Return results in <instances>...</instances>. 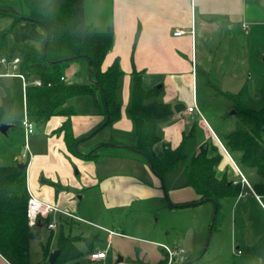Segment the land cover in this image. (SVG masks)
Returning a JSON list of instances; mask_svg holds the SVG:
<instances>
[{
	"label": "crops",
	"instance_id": "crops-1",
	"mask_svg": "<svg viewBox=\"0 0 264 264\" xmlns=\"http://www.w3.org/2000/svg\"><path fill=\"white\" fill-rule=\"evenodd\" d=\"M98 1L102 4L103 0ZM107 2L109 17L106 25L113 26L114 42L106 54L102 67L107 69L118 59L123 72L119 78L117 92L121 108L120 117L105 126L107 116L97 110L92 98H74L69 105L73 104L76 109V113L70 118L72 135L78 143L77 148L74 146L75 150L69 148L65 132H59L67 116L57 113L42 122L32 119L36 124L35 131L27 139L24 133L25 142L22 144L20 154L14 156L12 163L6 164L28 162V191L40 200L74 215L57 212L43 218L41 227L32 228L36 235L33 239H41L42 227L47 225L52 235L58 228L65 233H71L77 237V245H86L89 253L103 251L94 246L97 235L72 233L73 225L77 221H83L91 227L108 232L110 240L111 235H122L159 246L168 245L165 242L167 236L164 239H155L121 230L124 227L121 220L125 215L128 217L142 215L141 217H144L142 225L148 223L145 220L148 214L155 213L166 200L165 178L171 174V171L168 172L163 182L152 170L146 157L134 149L138 141L136 124L130 113L134 70L142 73V82L146 88L160 89L158 99L170 103L174 111L170 116L157 121V133L160 137V141L155 145L157 156H163L165 146L176 148L184 139L186 149L192 140L191 137H195L197 131L195 128L198 126L204 129V138L193 144L196 154L201 149H207L210 156H219L217 167L219 176L226 175L233 180L225 170L228 165L242 176L240 181L234 179L240 185L239 196L234 200L224 199L223 205L225 206L224 202L228 201L227 203L230 202L235 210L243 197L249 194L248 196L252 197L264 211L262 195L254 189V184L260 179L253 183L248 179L239 166V155L227 147L225 139L239 123L235 113L228 111L231 108L235 109L236 106L230 95L238 94L245 88L249 91V79L252 77L254 64L258 62V54L264 51V0ZM0 4L18 6L16 3ZM85 13L86 20L102 30L87 12L86 6ZM246 24L248 27H245ZM0 26L1 29L6 27L3 24ZM176 29L185 32L176 36L174 35ZM33 43L41 47V42ZM3 69L1 68L0 72ZM66 74L73 81H80L78 77L84 76L86 80H82V83H86L89 81L88 62L85 60L73 62ZM19 85L22 89L24 118L27 111L26 95L19 77L0 76V104L5 89L8 88L13 95L16 94ZM249 93L252 94L251 88ZM97 98L100 102V95ZM177 104L184 106L179 112L175 110ZM194 104L197 105L198 111L188 113L186 109ZM5 117L3 122L13 126L14 124L5 120ZM232 118L234 121L227 127L225 121ZM19 126L23 132L22 121ZM124 148L129 151L125 153ZM24 154L28 157L24 158ZM4 159L0 152V160ZM128 165L131 168L128 169ZM243 176L251 187L243 182ZM187 181L185 175L180 186L173 185L169 190L172 203L181 205L179 207L199 197L196 189L188 185ZM51 216L58 221L55 228L48 227L46 220L51 221ZM115 224H118L120 230L116 229ZM233 225L235 228L234 217L232 229ZM147 227L153 229L150 225ZM66 228L69 229L65 231ZM58 236L59 233L56 236V246L53 248L55 250L58 246ZM185 237L186 232L181 234L180 229L177 233L174 232L175 247H179L180 241H182L180 247H184ZM238 254L241 258L240 264H246L247 257H242L243 252ZM256 256H260L259 262L264 264V254ZM88 258L89 263L98 264L107 256L100 260H91L90 256ZM218 259L219 257L215 258ZM250 263H253L251 259ZM0 264L12 263L0 253ZM216 264L220 263L217 261Z\"/></svg>",
	"mask_w": 264,
	"mask_h": 264
},
{
	"label": "trees",
	"instance_id": "trees-1",
	"mask_svg": "<svg viewBox=\"0 0 264 264\" xmlns=\"http://www.w3.org/2000/svg\"><path fill=\"white\" fill-rule=\"evenodd\" d=\"M18 7L0 4V20L10 19L8 26L0 29V58L20 56V70L29 80L40 77L45 85L30 84L26 90V107L35 121H46L53 114H63L67 120L59 129L64 131L70 149L75 150L76 139L71 131V116L76 113L70 104L74 98L90 97L98 111L106 114V125L121 114L117 100L119 78L123 74L118 59L107 69L102 65L113 46L114 30L109 25L99 30L86 20L85 0H18ZM33 42H41V47ZM88 62L89 84H69L62 79L73 62ZM3 65L0 63V69ZM51 85H47V83ZM160 89L146 88L142 73L134 70L133 97L130 113L135 121L138 141L134 149L141 153L164 182L165 175L185 158L186 139L176 148L164 147L163 156H157L155 145L160 141L157 121L174 111L170 103L158 99ZM98 95L101 101H98ZM236 103L235 115L239 119L236 129L225 136L227 147L239 155L242 166L255 168L260 180L254 184L259 195H264V94L255 99L245 88L230 95ZM14 97L6 88L0 104V124L11 115ZM87 157V155H85ZM219 156H210L201 149L187 167V184L194 187L197 199L184 206L196 205L211 199L215 206L213 229L222 222L223 200L236 199L240 185L226 175L219 176ZM29 192L27 167L17 164L0 165V253L12 264L30 263V241L35 231L26 216ZM170 207L181 205L168 202ZM50 219H47L49 222ZM60 254L56 262L76 261L83 251L77 245V237L60 231L57 239ZM50 245V244H49ZM45 251L50 253V246ZM187 259L183 262L186 264ZM55 262V263H56ZM97 264V263H89Z\"/></svg>",
	"mask_w": 264,
	"mask_h": 264
},
{
	"label": "rangeland",
	"instance_id": "rangeland-1",
	"mask_svg": "<svg viewBox=\"0 0 264 264\" xmlns=\"http://www.w3.org/2000/svg\"><path fill=\"white\" fill-rule=\"evenodd\" d=\"M103 1L106 2L103 3ZM103 1L102 4H100L98 0H85L87 12L93 17L97 25H99L98 27L102 30L107 28L106 22L109 17L108 0ZM0 3L18 4L19 1L0 0ZM9 21L10 19L6 18L3 19L0 24L7 26ZM78 79L80 81H73L67 74L65 75V81L69 84H89L90 82L87 81L86 83H82V80H86L84 76H79ZM249 85L252 91L251 95H254L253 97H261L264 94V51L258 54V62L254 64L252 77L249 79ZM21 91L22 89L19 85L16 94H13L14 110L11 115L5 117V120L14 125L8 129L6 134L0 131V152L5 158L4 161L0 160V165L12 163L14 161V156L20 154L22 144L25 142L24 131L22 132L19 126L23 118ZM234 110L235 109L231 108L228 111L231 113ZM233 121V118L232 120L225 121L226 126H230ZM195 130H197L195 137H191L192 140H190L185 149L186 156L184 160L181 161L176 168L171 170L170 176L165 178V189L168 199L164 200V203H162L163 206L158 208L155 213L148 214V217L145 219L148 221L146 225H142V220H144V217H141L142 215H134L131 217L125 215L123 220H121V225L124 226L121 230L155 239H164L167 236L165 242L172 249L176 248V243H174L175 240L173 239L174 232L177 233L180 229L181 234L186 232L187 236L189 230H192V246L187 249L188 260L186 263L190 262L189 264H216L217 261L220 264H233V262H235L234 264H240L239 261L241 258L238 254V250L243 252L242 257H247L246 259L248 260L246 264H251L250 259L253 262L252 264H262L259 262L261 259L259 255L262 256V254H264V211L252 197L248 196L249 194H246L236 207L234 206L235 210L230 202L228 204V201H225L224 203L227 204H225L227 207L224 206L222 209V214H224V219L222 220L224 221L219 222L218 219L214 229L212 222L214 219L215 206L211 201L182 207H170L168 204V202H172L169 190L173 185L180 186L182 184V180L185 179V171L193 162L196 154V149H194L195 147L193 146L194 142L201 140V138L205 136L204 129L198 128L197 126ZM262 140L264 141V132L262 133ZM123 151L127 153L129 150L124 148ZM19 157H21V155ZM239 164L252 183L260 179L255 168L250 167L245 169L241 163ZM129 168H131V166L128 165V169ZM225 170L233 180H241L242 176L234 172L230 165H228ZM261 198L264 202L263 195ZM233 217L236 219V227L234 228V224L232 229L231 223ZM52 218L53 216H51V220ZM148 225H150L151 228L153 227V229L148 228ZM46 226L42 227L41 239H31V264H52L49 262V256L50 253L55 250L53 248L56 246V236L60 233V229H55V233L52 235ZM115 226L117 230H120L118 224H115ZM68 229L69 228H66L65 231ZM71 231L76 235H97L98 238L94 242L95 248L107 251V258L98 262V264H169L168 255L166 250H164V246H159L133 237H124L122 235H111L112 239L110 240L108 232L91 227L83 221H77L73 225ZM181 244L182 241L178 243V246L180 247ZM48 245L51 251L47 255L45 249ZM79 246L83 251V255L78 260H60L53 264H89L88 257L90 256V251L84 244ZM216 257H219V259L215 260ZM172 264L184 263L173 261Z\"/></svg>",
	"mask_w": 264,
	"mask_h": 264
},
{
	"label": "built area",
	"instance_id": "built-area-1",
	"mask_svg": "<svg viewBox=\"0 0 264 264\" xmlns=\"http://www.w3.org/2000/svg\"><path fill=\"white\" fill-rule=\"evenodd\" d=\"M245 27H248L246 24ZM185 31L182 29H176L174 31V35L180 36ZM21 57L20 56H14L11 58H8L7 56H2L0 58V63L3 65V70L0 72V76H13V77H19L22 80V86L24 89V93L26 95L27 87L30 84H34L37 86H43L45 85V82L40 77H35L32 80H29L26 76V74L20 70V64H21ZM62 79L65 80V76H62ZM47 85H51V83H47ZM186 111L188 113H193L195 111H198V107L196 104L189 106ZM22 127L24 129L25 137L26 139L30 134H32L35 131L36 124L28 114V112H25L24 118L22 120ZM28 146V145H27ZM223 146V145H222ZM224 150L228 153L226 148L223 146ZM27 154H24V158H27ZM243 182L247 183L249 186L250 184L246 180V178L243 176ZM234 183H237L236 180H234ZM251 187V186H250ZM29 192V191H28ZM57 212H61L64 214H67L69 216H74L72 213L60 209L54 204L46 203L42 200H40L37 196H35L33 193L29 192V199L27 202V208H26V216L28 219V224L31 228H37L38 222L41 221L45 217H50L51 214H56ZM58 224V221L54 217L51 221L48 222L49 228H55ZM164 248L167 252L169 264H172L173 261H177L178 263H183L187 259V248L185 247H176L172 249L169 245H164ZM238 252H241V250H238ZM107 256V251H94L90 253V259L91 260H100Z\"/></svg>",
	"mask_w": 264,
	"mask_h": 264
},
{
	"label": "water",
	"instance_id": "water-1",
	"mask_svg": "<svg viewBox=\"0 0 264 264\" xmlns=\"http://www.w3.org/2000/svg\"><path fill=\"white\" fill-rule=\"evenodd\" d=\"M183 107H184L183 105L177 104V105H175V110L179 112V111L182 110ZM232 113H235V110ZM10 126H11L10 124L2 122L0 124V131L6 134L8 129L10 128ZM262 129L264 130V124L262 125ZM77 145H78V143H76V145H75L76 148H77ZM27 166H28V162H20V163H18V167H20V168H26ZM152 169H153V167H152ZM164 191H165L166 199H168V196H167V193H166V189H164ZM206 201H212V200L207 198ZM215 212H216V210H215ZM38 226L39 227L42 226L41 221L38 222ZM192 238H193V231L189 230V232L187 233L185 242H184V247L185 248L188 249V248H190L192 246ZM59 254H60V250L59 249L52 251L50 253V256H49V262L52 263V264L55 263ZM189 263H186V264H189Z\"/></svg>",
	"mask_w": 264,
	"mask_h": 264
}]
</instances>
